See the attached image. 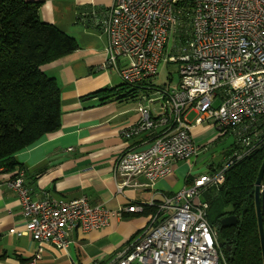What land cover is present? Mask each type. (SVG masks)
Returning a JSON list of instances; mask_svg holds the SVG:
<instances>
[{
    "label": "built area",
    "instance_id": "1",
    "mask_svg": "<svg viewBox=\"0 0 264 264\" xmlns=\"http://www.w3.org/2000/svg\"><path fill=\"white\" fill-rule=\"evenodd\" d=\"M181 1L113 0L97 12V26L108 39L103 67L114 68L130 90L161 94H143L139 123L120 131L126 139L147 133L142 147H127L115 159L112 172L120 193L125 187H153L172 163L195 157L206 146L196 143L191 113L196 124L213 119L216 128L239 135L257 131L264 121V0H191L185 15ZM161 61L179 63L176 86L152 83ZM158 98L161 105L152 114L147 103ZM242 143L249 145V136ZM235 155L160 203L151 201L157 211L147 226L105 264H228L219 226L209 221V203L201 195L223 183ZM25 173L16 170L7 185L20 199L25 230L19 234L29 233L37 243L26 264H36L46 244L65 251L76 229L101 228L113 215L144 209L132 200L110 210L92 205L87 196L35 199L24 184Z\"/></svg>",
    "mask_w": 264,
    "mask_h": 264
},
{
    "label": "crops",
    "instance_id": "2",
    "mask_svg": "<svg viewBox=\"0 0 264 264\" xmlns=\"http://www.w3.org/2000/svg\"><path fill=\"white\" fill-rule=\"evenodd\" d=\"M29 1L40 2V18L73 36L78 48L44 66L61 88V127L15 156L26 171L25 185L35 199L87 196L92 205H103L110 210L122 207L129 200L144 207L138 213L113 215L101 228L76 229L65 251L46 244L36 264H105L150 221L157 209L151 201L160 203L166 196L191 186L197 175L214 171L221 164L201 167L198 153L188 160L172 163L171 172L153 187L144 190L125 187L122 193L118 192V181L112 172L115 159L127 147H142L141 141L147 133L131 139L120 135V131L139 123L141 96L140 90L120 88L119 74L103 67L108 39L98 28L96 16L110 7L113 0ZM102 89L113 90L121 98L102 101L101 95H93ZM203 123L196 124L195 119L192 122L193 135L199 144L212 140L208 133L216 128L214 122L205 127ZM15 171L0 167V264H26L37 250L31 234H19L25 230L20 199L7 185Z\"/></svg>",
    "mask_w": 264,
    "mask_h": 264
},
{
    "label": "trees",
    "instance_id": "3",
    "mask_svg": "<svg viewBox=\"0 0 264 264\" xmlns=\"http://www.w3.org/2000/svg\"><path fill=\"white\" fill-rule=\"evenodd\" d=\"M179 6L185 15L191 0ZM39 9L38 1L0 0V167L6 170L20 169L15 156L61 127V88L44 66L78 48L73 36L42 20ZM120 88L129 89L123 82ZM93 95L102 101L121 98L109 89ZM257 128L235 133L239 139L229 155L241 156H234L223 183L209 189L214 194L207 200L208 219L219 226L218 242L228 264H264L255 199L264 161V121ZM245 136L249 145L242 143ZM215 205L218 212L212 211ZM226 215H236L237 223L223 227L220 220Z\"/></svg>",
    "mask_w": 264,
    "mask_h": 264
},
{
    "label": "rangeland",
    "instance_id": "4",
    "mask_svg": "<svg viewBox=\"0 0 264 264\" xmlns=\"http://www.w3.org/2000/svg\"><path fill=\"white\" fill-rule=\"evenodd\" d=\"M112 71L113 73L118 75V72L114 68H112ZM179 79H180L179 63H164L163 61H161L158 67L157 74L153 76L151 80L154 84L158 85L159 87H162L164 85H166L167 87H174L178 84ZM118 80L120 83L123 82L121 78L119 77V75H118ZM148 93H150L149 95L152 97L161 96V94L158 91H152ZM143 94H145V92H142L140 90L139 96H142ZM216 103L217 104L219 103L218 99H216ZM160 105L161 103H160L159 98L158 100L152 103H147V107L152 114H156L158 112ZM189 119H191L193 122L195 119L194 114H191L189 116ZM213 122H214L213 119L209 120L208 123L207 122L203 123L202 127H205L207 124L213 123ZM208 135L212 137V140L208 141L207 139L206 143H203V144H206V146L199 149L198 151L199 156L197 157L198 159L197 161L200 164L203 163L201 167L205 166L206 164H211L216 167L222 164L227 159V157L229 156V153L232 152L234 145L239 139V137L235 134V132H233L232 129L226 132L225 131L223 132L218 128L212 129L210 133H208ZM196 143L199 144L197 141ZM203 144H199V145H203ZM213 194H214V189L210 191L208 190L205 192L204 195H201V200L207 201L208 198L210 200ZM218 207L219 206L215 205L212 211L218 212V209H217ZM147 224L144 226V228L147 226Z\"/></svg>",
    "mask_w": 264,
    "mask_h": 264
},
{
    "label": "water",
    "instance_id": "5",
    "mask_svg": "<svg viewBox=\"0 0 264 264\" xmlns=\"http://www.w3.org/2000/svg\"><path fill=\"white\" fill-rule=\"evenodd\" d=\"M255 199L264 257V161L261 165L259 175L256 181ZM237 220L238 217L236 215H226L220 220V223L223 227H227L229 225L236 224Z\"/></svg>",
    "mask_w": 264,
    "mask_h": 264
},
{
    "label": "bare ground",
    "instance_id": "6",
    "mask_svg": "<svg viewBox=\"0 0 264 264\" xmlns=\"http://www.w3.org/2000/svg\"><path fill=\"white\" fill-rule=\"evenodd\" d=\"M23 169V168H22ZM25 170V169H24ZM24 182H25V180H24ZM25 184V183H24ZM26 186V185H25Z\"/></svg>",
    "mask_w": 264,
    "mask_h": 264
}]
</instances>
